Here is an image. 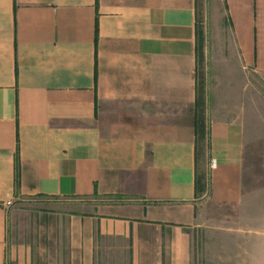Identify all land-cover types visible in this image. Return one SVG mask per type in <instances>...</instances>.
Instances as JSON below:
<instances>
[{"label":"crops","instance_id":"obj_1","mask_svg":"<svg viewBox=\"0 0 264 264\" xmlns=\"http://www.w3.org/2000/svg\"><path fill=\"white\" fill-rule=\"evenodd\" d=\"M255 75L264 0H0V264H264Z\"/></svg>","mask_w":264,"mask_h":264},{"label":"trees","instance_id":"obj_2","mask_svg":"<svg viewBox=\"0 0 264 264\" xmlns=\"http://www.w3.org/2000/svg\"><path fill=\"white\" fill-rule=\"evenodd\" d=\"M202 37L200 38V49H202ZM204 91L203 86L200 85V91L198 94V107L204 105ZM201 110V108H200ZM203 113V110H201ZM204 143L206 146H204ZM207 148V132L204 124L203 116H200V122L198 123V161L200 160L201 155L206 151ZM210 190L209 175L207 173L201 172V169L198 168V174L196 178V191L199 196L207 195Z\"/></svg>","mask_w":264,"mask_h":264},{"label":"rangeland","instance_id":"obj_3","mask_svg":"<svg viewBox=\"0 0 264 264\" xmlns=\"http://www.w3.org/2000/svg\"><path fill=\"white\" fill-rule=\"evenodd\" d=\"M203 26V25H202ZM204 30H206V26L204 24ZM201 75H203V77L205 78V70L204 67L202 68L201 71ZM255 77H257L259 79L260 82V86L259 89L262 92V94H264V80L262 78H260L259 76L255 75ZM264 115V113H263ZM248 147L251 148V146L257 148L256 150H258V152L261 154V160L264 161V132H248ZM204 146H206V144L204 143ZM200 169L201 172L203 173H207V167H206V153L204 152L203 155H201L200 160ZM264 164V162H263ZM260 172L264 173V168L259 170ZM261 182H263L261 184L262 187H264V176L262 177V179H260ZM231 212V211H230Z\"/></svg>","mask_w":264,"mask_h":264},{"label":"built area","instance_id":"obj_4","mask_svg":"<svg viewBox=\"0 0 264 264\" xmlns=\"http://www.w3.org/2000/svg\"><path fill=\"white\" fill-rule=\"evenodd\" d=\"M213 165H215V162L214 161L210 163V166H213ZM11 204H12V200H8L7 202L4 203V205L6 207L10 206Z\"/></svg>","mask_w":264,"mask_h":264}]
</instances>
